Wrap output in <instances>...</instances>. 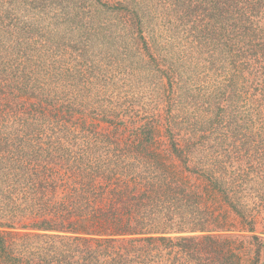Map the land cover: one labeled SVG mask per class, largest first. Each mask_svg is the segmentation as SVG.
<instances>
[{
  "label": "trees",
  "instance_id": "16d2710c",
  "mask_svg": "<svg viewBox=\"0 0 264 264\" xmlns=\"http://www.w3.org/2000/svg\"><path fill=\"white\" fill-rule=\"evenodd\" d=\"M0 264H264V0H0Z\"/></svg>",
  "mask_w": 264,
  "mask_h": 264
}]
</instances>
